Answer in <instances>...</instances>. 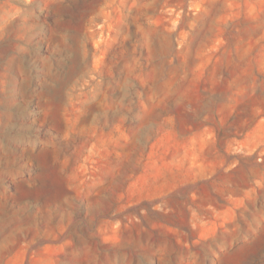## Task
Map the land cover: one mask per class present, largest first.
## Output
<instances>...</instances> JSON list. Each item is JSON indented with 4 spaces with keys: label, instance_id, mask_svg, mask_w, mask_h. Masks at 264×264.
<instances>
[{
    "label": "rangeland",
    "instance_id": "1",
    "mask_svg": "<svg viewBox=\"0 0 264 264\" xmlns=\"http://www.w3.org/2000/svg\"><path fill=\"white\" fill-rule=\"evenodd\" d=\"M111 2L0 0V264H264V8Z\"/></svg>",
    "mask_w": 264,
    "mask_h": 264
},
{
    "label": "clouds",
    "instance_id": "2",
    "mask_svg": "<svg viewBox=\"0 0 264 264\" xmlns=\"http://www.w3.org/2000/svg\"><path fill=\"white\" fill-rule=\"evenodd\" d=\"M132 6H135V0H133V4ZM229 7H233L232 5H229ZM238 7V6H237ZM257 8H264V0H259L258 5L256 6ZM202 5L201 4H191L190 5V11L194 12H199L201 11ZM113 10L116 12V21H119L120 19V6L116 4V0H112L111 3L107 4L105 6V8L102 10V17H103V21L99 24L96 25V30L101 32V35L95 40L94 42V47L99 48L101 44H104L107 42L108 37L106 35L103 34V29L105 27L108 28L109 32L112 29V13ZM175 9L169 10V14H171L172 12H174ZM181 16V12H176L175 18L172 19L170 21L171 27L167 29V31L169 32H174L176 30V27L179 23V19ZM232 16L227 17L226 19H232ZM225 19V18H222ZM159 21H153V24L159 25ZM189 33L187 31H182L179 36L176 39V48H175V53L176 54H180V50L184 47L186 41H187V37H188ZM222 41L220 39L216 40V44H220ZM104 56L101 53V55H99L94 62V70H99V68L101 67V64L103 62ZM92 80L96 79V76L92 75L90 77ZM88 81H85V84H87ZM80 94L83 95V88L80 89ZM258 129H260L262 137H264V120H261L260 123L258 124ZM261 144H264V138L261 139L260 141ZM247 147V143L239 145L236 148L237 152L243 151L244 148ZM257 147H259V144L257 145ZM255 151V148H250L248 149L249 154ZM262 155H264V152L261 153ZM235 166V165H233ZM157 208H159V205H157ZM193 228L197 227L196 223L192 224Z\"/></svg>",
    "mask_w": 264,
    "mask_h": 264
}]
</instances>
